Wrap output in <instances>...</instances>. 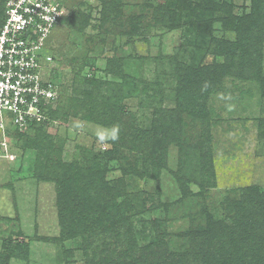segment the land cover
Wrapping results in <instances>:
<instances>
[{
    "label": "rangeland",
    "instance_id": "rangeland-1",
    "mask_svg": "<svg viewBox=\"0 0 264 264\" xmlns=\"http://www.w3.org/2000/svg\"><path fill=\"white\" fill-rule=\"evenodd\" d=\"M165 1L119 0L122 16L102 26L98 20L100 1L85 0L81 10L89 14V23L76 33L69 26L74 0H59L64 16L45 39L43 53L52 55L54 51L52 78L61 87V97L70 91L65 85L71 82L73 71L65 66V59L61 61L60 54L86 55L85 65H75L76 70H98V76H106V82L95 77L96 84L102 85L100 90L89 86L88 90L97 101L106 99L118 106L121 127L133 137L123 138L119 132L116 141L101 143L98 135L111 128L85 118H75L69 125L58 121L43 124L61 139L65 163L101 171L103 184L99 189L104 194L115 195L117 201L126 194V200L132 201L126 206L137 221L133 235L139 246L152 241L151 226L159 223L169 235L168 249L188 252L192 247L189 232L205 226L209 215L216 219L232 215L238 206L251 201H247L251 197L246 196L248 191L256 194L264 190V85L260 86L244 68L214 76L212 83L209 77L195 80L199 70L221 61L219 52L242 37L236 26L251 12V0H219L228 10L210 9L200 14L189 13L178 4L166 17L167 25L158 28L150 11ZM259 1L258 15H264V0ZM185 2L203 5L202 0ZM208 16L211 27L201 26L200 32L194 23L201 24ZM258 31L260 42L256 39L253 43L264 63V29ZM88 35L94 41L83 43ZM74 40L78 43L71 45ZM106 62L108 74L104 71ZM82 82L77 78L75 83ZM190 95L205 114L192 117L191 109H187L179 115L173 133L179 145L172 139L174 142L156 159L157 167L147 174L148 159L133 144L136 133L155 126L160 113L173 116L178 101ZM3 117L9 125L8 113L3 112ZM13 152L12 159L0 157V253L8 240L27 243L28 251L25 258L6 257V264H84L92 251L83 238L55 239L60 235L58 184L34 176V151L22 155L20 150ZM7 182L11 187L3 186ZM106 186L110 190H105ZM92 191L94 195L97 190ZM255 202L239 211L251 214L258 220L256 225H264L263 213ZM88 243L95 249L91 240ZM112 246L116 252L126 249L121 241ZM192 259L190 256L187 263L201 264Z\"/></svg>",
    "mask_w": 264,
    "mask_h": 264
},
{
    "label": "trees",
    "instance_id": "trees-1",
    "mask_svg": "<svg viewBox=\"0 0 264 264\" xmlns=\"http://www.w3.org/2000/svg\"><path fill=\"white\" fill-rule=\"evenodd\" d=\"M4 1L0 0V23L3 18ZM99 1L101 4L98 12L100 25L112 23L122 16L123 4L119 0ZM202 1L203 5L199 3L194 6L186 3L185 0H166L157 7L151 8L152 23L158 28L167 25L166 17L176 11L178 4L181 9L197 14L205 13L210 9H227V4L219 0ZM251 2V12L236 26L241 31L242 37L230 43L227 49L219 52L220 57L223 58L221 61L212 62L208 67H205V70H199L195 80H204L209 77L207 80L212 83L214 76L220 77L222 74L231 73L233 69H240L242 72L244 68L260 86L264 85V63L261 61L259 47L255 48L256 45L253 43L260 37L258 30L264 29V15H262L263 13L258 15L260 10H257L256 6L260 1L251 0ZM83 4H85V0H74L73 2L74 10L69 26L75 32L77 31L76 33H81L89 23V14L86 15L81 10ZM206 18L201 24L194 23L197 29L200 30V27L205 25L208 28L211 27V17ZM200 32L202 31L200 30ZM92 40L88 35L87 38H84L83 43L89 41L91 43L94 41ZM246 41H250L251 45H248ZM77 43L74 40L71 45ZM52 55L55 57L54 51H52ZM86 58V55L63 57V52L60 54L61 61L65 59V66L69 65L70 71H73L71 82L65 85L70 91L62 98L61 87L55 79L59 88V96L51 106H48L45 119L39 122H30L24 131H19L14 127L10 119H8L10 124L4 125V134L13 139L10 151L20 150L21 155L29 150L34 151L35 155L32 160L34 176L40 180L51 179L56 185L58 184L60 235L55 239L61 240L74 235L80 236L81 241L83 238L86 247L92 251L90 259L84 264H189L187 262L190 256H192V260L201 262V264H264V225H256L258 220H255L254 217L251 218V214L239 211L242 208L247 209L256 200L255 204L257 203V208L264 216V190L257 191L256 194L248 191L249 194L246 196H251L247 200H251L248 207L245 204L243 207L238 206V210L234 211L232 215H227L223 219H216L209 215L205 226L193 233L189 232L188 237L192 242L190 251H170L167 239L169 235L159 223H154L151 226L154 236L152 241L146 245H138L133 235V224L137 221L133 220L132 214L129 213L126 206V204L129 206L132 201L126 200V194L119 198L120 201H117L115 195L104 194L103 190L99 189L103 178L100 174L101 171H95L90 166L74 167L62 160L61 139L54 136V133H50L47 130L48 127H44L45 121H49V123L58 121L69 125L75 118H85L107 128L118 126L121 130L119 132H123V138L133 137L131 133H127L126 129L121 127V119L117 113L118 106L106 99L101 100L102 102L97 101L91 93L93 91L88 90V86L98 88L93 89L94 91L100 90L102 85L96 84L95 77L106 79V76H98V70H76L75 65H85ZM108 67L109 63L106 62L104 68L106 74L109 73ZM86 73L90 75L88 78L84 75ZM52 76L54 77L53 74ZM77 78H82L83 82L75 83ZM210 83H206V86L210 87ZM185 99L178 101L175 105L173 116L160 113V117L155 119L157 121L155 126L147 131L136 133L133 144L148 159L147 174L153 172L157 167L156 159L165 153L170 142L175 140V145H179L178 141L173 138V133L176 132L175 128L179 125V115L188 112L187 109H191L190 116L192 117L200 118L205 114L204 109L199 110L196 98L190 95ZM2 136L0 129V141ZM17 155L20 156V154ZM154 155L156 156L154 157ZM3 186L11 187V182H7ZM104 188L110 190L108 186ZM92 190H97L94 195L90 193ZM126 211L130 217L126 215ZM258 219L260 218L258 217ZM102 233L105 234L100 239ZM88 240H91L95 249H92ZM117 241L126 243V249L116 252L118 249L112 244ZM3 249L4 252L0 253V264H6V257L9 256L25 258L28 251L27 243L11 240L4 242Z\"/></svg>",
    "mask_w": 264,
    "mask_h": 264
},
{
    "label": "built area",
    "instance_id": "built-area-1",
    "mask_svg": "<svg viewBox=\"0 0 264 264\" xmlns=\"http://www.w3.org/2000/svg\"><path fill=\"white\" fill-rule=\"evenodd\" d=\"M64 16L59 0H5L0 23V157L12 159L11 138L4 134L7 112L14 127L46 118L59 96L44 41Z\"/></svg>",
    "mask_w": 264,
    "mask_h": 264
},
{
    "label": "clouds",
    "instance_id": "clouds-1",
    "mask_svg": "<svg viewBox=\"0 0 264 264\" xmlns=\"http://www.w3.org/2000/svg\"><path fill=\"white\" fill-rule=\"evenodd\" d=\"M119 131L120 130L118 126H113L111 129L105 130L102 134H99L98 138L101 143H104L109 140L114 142L119 139Z\"/></svg>",
    "mask_w": 264,
    "mask_h": 264
}]
</instances>
